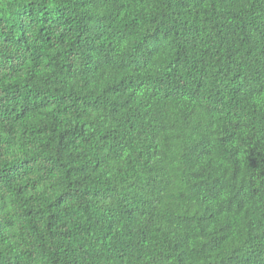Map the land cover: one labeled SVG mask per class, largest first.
<instances>
[{
    "label": "trees",
    "instance_id": "16d2710c",
    "mask_svg": "<svg viewBox=\"0 0 264 264\" xmlns=\"http://www.w3.org/2000/svg\"><path fill=\"white\" fill-rule=\"evenodd\" d=\"M0 264H264V0H0Z\"/></svg>",
    "mask_w": 264,
    "mask_h": 264
}]
</instances>
